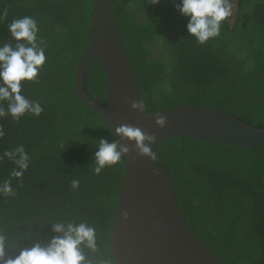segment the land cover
<instances>
[{
    "label": "trees",
    "instance_id": "obj_1",
    "mask_svg": "<svg viewBox=\"0 0 264 264\" xmlns=\"http://www.w3.org/2000/svg\"><path fill=\"white\" fill-rule=\"evenodd\" d=\"M180 0H113L117 27L131 60L137 90L149 114L179 105L226 112L264 124V0H229L233 15L221 34L201 45L187 32ZM0 44L15 41L8 24L30 16L39 27L46 63L22 93L38 101L39 116L0 118V156L23 145L30 156L14 197H0V233L5 258L61 235L54 223L86 222L97 230L98 250L84 249L99 264H116L112 222L120 194L124 157L93 172L100 139L118 142L98 113L74 90V71L91 29V0H0ZM85 90L106 102V77L97 57L89 63ZM5 110L7 105H3ZM152 164L165 166L190 228L225 264H264V144L236 147L191 137L159 142ZM14 164L0 161V181ZM160 177V175H158ZM79 180L77 190L72 180ZM15 245L14 247L12 245Z\"/></svg>",
    "mask_w": 264,
    "mask_h": 264
},
{
    "label": "water",
    "instance_id": "obj_2",
    "mask_svg": "<svg viewBox=\"0 0 264 264\" xmlns=\"http://www.w3.org/2000/svg\"><path fill=\"white\" fill-rule=\"evenodd\" d=\"M90 37L76 63L74 90L80 101L107 123L118 142L128 148L115 209L111 248L116 264H225L186 222L165 166L139 156L136 142L120 136L122 125L139 128L155 140L145 145L152 151L168 138L191 137L214 143L251 147L264 144V124L256 127L226 112L198 105H179L149 114L133 109L141 99L131 60L117 27L113 0H91ZM97 57L106 77V102L89 96L84 77ZM163 116L161 128L155 120ZM160 175V177H158Z\"/></svg>",
    "mask_w": 264,
    "mask_h": 264
},
{
    "label": "clouds",
    "instance_id": "obj_3",
    "mask_svg": "<svg viewBox=\"0 0 264 264\" xmlns=\"http://www.w3.org/2000/svg\"><path fill=\"white\" fill-rule=\"evenodd\" d=\"M159 3V0H152ZM178 13L187 18V32L195 38L196 42L203 45L210 39L221 34L222 23L233 15V5L229 0H180L175 4ZM7 9L0 12V19L6 18ZM8 31L15 41L0 44V118L11 116L19 120L25 114L39 116L43 108L38 101L29 100L23 93L22 82H34L41 67L46 63V54L43 39L38 40L39 27L34 18L24 16L16 18L8 24ZM7 105L5 107L3 105ZM133 109L143 110V103L131 104ZM155 123L163 128L166 120L159 116ZM116 132L129 140L136 142L139 156L156 159V153L145 145L155 140L154 136H146L139 128L122 125ZM0 129V136H3ZM94 153V174L100 175L106 167L116 165L128 153V148L119 142L109 143L100 139L96 144ZM7 159L14 164L8 178L0 181V197H14L15 191L12 181L22 182L24 173L28 170L30 156L23 145L13 150H5L0 156V161ZM79 180H72L71 188L77 190ZM52 229L59 236L51 238L45 245L36 244L31 248L22 249L14 258H5V250L9 247L7 237L0 233V264H94L84 249L92 252L98 250L97 230L86 222L54 223ZM15 246L14 244L12 245ZM99 264H107L101 261Z\"/></svg>",
    "mask_w": 264,
    "mask_h": 264
}]
</instances>
